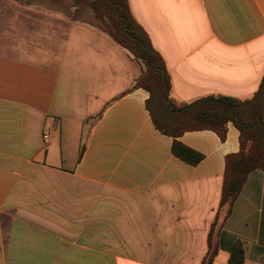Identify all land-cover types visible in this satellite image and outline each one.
<instances>
[{"label": "crops", "instance_id": "1", "mask_svg": "<svg viewBox=\"0 0 264 264\" xmlns=\"http://www.w3.org/2000/svg\"><path fill=\"white\" fill-rule=\"evenodd\" d=\"M177 103L250 99L264 76V0H128ZM63 0H0V264H202L240 131L173 151L135 86L143 63ZM69 8V9H68ZM212 235V264H264V172Z\"/></svg>", "mask_w": 264, "mask_h": 264}, {"label": "trees", "instance_id": "2", "mask_svg": "<svg viewBox=\"0 0 264 264\" xmlns=\"http://www.w3.org/2000/svg\"><path fill=\"white\" fill-rule=\"evenodd\" d=\"M74 6L91 8L100 21L98 25L109 33L119 45L145 65V72L135 86L151 93L149 109L155 125L175 138L174 153L183 160L197 164L202 155L177 140L187 130L210 129L225 139L227 124L232 122L240 131V150L226 157L224 184L220 204L221 212L211 225L209 251L202 264H212L218 247L212 244V235L222 221L231 215L249 174L261 169L264 172V76L250 99L211 95L192 103H177L170 96V78L165 60L154 47L151 37L133 16L128 0H74ZM154 94L159 96L160 113L153 109ZM245 260L242 241L231 248L230 264H243Z\"/></svg>", "mask_w": 264, "mask_h": 264}, {"label": "rangeland", "instance_id": "3", "mask_svg": "<svg viewBox=\"0 0 264 264\" xmlns=\"http://www.w3.org/2000/svg\"><path fill=\"white\" fill-rule=\"evenodd\" d=\"M63 1H66L68 3V4H66L68 7H71V8L75 7L74 6L75 5L74 0H63ZM77 8L78 9H76V10H74L72 8V16L73 17L87 18L89 20H92V21L95 20V22L100 23V21L96 19L95 13L91 8H89L85 5H79ZM144 67H145V65H144ZM158 98H159V96L154 94V96L152 98V102H151V105H152L153 109L157 112V115L160 113L159 99Z\"/></svg>", "mask_w": 264, "mask_h": 264}]
</instances>
